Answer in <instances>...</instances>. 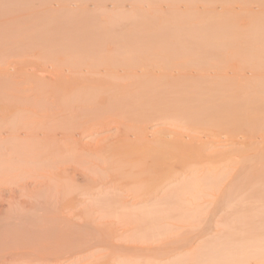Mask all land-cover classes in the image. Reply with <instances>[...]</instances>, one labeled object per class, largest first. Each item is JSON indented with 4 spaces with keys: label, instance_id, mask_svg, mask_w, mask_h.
Wrapping results in <instances>:
<instances>
[{
    "label": "rangeland",
    "instance_id": "1",
    "mask_svg": "<svg viewBox=\"0 0 264 264\" xmlns=\"http://www.w3.org/2000/svg\"><path fill=\"white\" fill-rule=\"evenodd\" d=\"M71 60L72 62H76L73 64H78L82 60L81 64L78 65L83 67L82 70H85V73H83V71H81L83 74L80 73V70H78V72H76L77 70H68L72 67L71 65V67L67 69ZM84 60H90V62L87 63V61L85 62ZM104 61L107 65L114 62V66H116L115 64L117 63L119 68L116 66L117 68H115L117 70L115 72L113 63H111L112 65L109 64V68V66L105 63L103 64ZM107 61H109V63H107ZM128 62L132 63L129 64ZM94 63L97 66L96 68ZM124 63L129 65L127 66ZM87 65L90 69H88ZM153 65L154 67H151ZM91 66L93 68H91ZM121 66L122 68H120ZM149 66L151 69L154 68V71L151 70ZM164 67L167 68L165 69ZM64 69H67V73L64 71L66 74L62 73V70ZM92 69L94 70V73L92 72ZM96 69L98 70L96 71ZM172 69L173 72L171 71ZM178 69L180 70V75H177L179 73ZM107 70L111 73L112 71L115 72L114 75L117 76H114L113 73L110 76V72L108 73ZM147 70L150 71V73L147 72ZM160 70H163V73H161ZM213 70L214 72H212ZM102 71L107 72L109 75L106 73L107 76H105L106 74L104 72L103 74H100ZM118 71L120 72V75L117 73ZM124 71L125 73H123ZM143 71L145 74H142ZM187 71L188 73L191 72V77L188 75ZM56 72L58 75L57 78L60 80L56 79ZM88 72H91V75ZM226 73L228 78L226 77ZM262 73L264 74V0H0V127H2L3 130H5L8 124L15 125V123H17L21 128L22 125L26 127L27 124H32L34 128L42 130V125H39L41 119H39L38 116H44L46 113L53 110L54 113H59L61 110L60 106L62 105V107H66L67 103L70 102L68 99L61 100L62 98L59 94L58 96H60V98L58 96L57 98L55 95V98H52V102L51 96L46 95L48 93L47 91H50V88L53 89L52 86L58 84L57 86L59 87L60 82L63 86L64 83L70 84L75 78L76 80L81 78V81L84 82V80H86L84 77H90L85 81V83H100V85L102 84L103 86L102 88H104L103 90L108 91L107 94L110 95L107 97L105 93V97L109 99L110 103L108 99H106L108 102L105 100L103 103L104 107L101 106V109H99L98 112H92V114H90V110L85 112L88 117L90 114L88 119H93V121H88V123L82 125L88 127L90 131L87 129L86 131L81 132L79 129H76L78 126L74 128V125H76L74 122L67 123L70 128L74 130L67 127V124L65 125L66 127L62 126L66 130L65 133L73 134L76 133V131L77 133L78 131L82 133L83 136L81 135V139L84 140V142L81 139L80 140L82 145L87 144L86 151H89L91 147H93L91 148L93 150L95 147H99V149L93 153H86V151H83L82 153H73L70 143L67 141L58 142L57 145L62 147L65 151L66 159L64 158V162L60 165L62 177L60 181L54 183L53 186L52 182H46V179L44 178L35 179L33 175H30L32 172L34 173V171L35 173H38L33 169H37L35 167H38V169L39 167L41 168L42 166L40 165H43L41 163L40 165L39 163L37 165H31L26 164L25 162L22 163V161L18 162V155H16V161L11 160L14 156L10 151L9 154H12L13 156L11 159H9V156H6L3 161L4 163L0 160L1 174L4 173L7 176V172H3L1 168H3V166H7L4 168L5 170L6 168L8 170V166H10V168L14 167L13 170H15V172L13 171V174H11L12 170L9 168V176L14 175V173L18 175L11 176L12 180L11 182H8L11 177L7 176V181L6 178L4 179L5 176H2L4 179L2 180L0 174V264H199V262H204L202 261L203 257H205L204 263L206 264V262H208L206 261V257L209 254H207V256H200V252H198L199 249L201 250L207 242H211L212 246H214L213 243H215L217 248L223 246V244L225 245L223 240L218 241L217 239H222V235L224 236L225 234H228L225 238H227L226 241H229L231 240L230 235H232L230 233H234L236 235L233 236V234L232 240L228 242H231L232 248L234 245L236 246H234V248H237L236 244H242V240L248 242L247 244L249 246L253 242L256 247L257 243L264 240L263 236H260L262 238L259 237V234L264 235L261 234V232H264V226H261L263 230L260 227L261 231L257 228L261 224H264L260 219L262 215L258 213L260 218L258 219L259 216H257L258 220L255 218L257 220L256 222H254L255 219H253L254 223L251 221L255 229L260 231L259 234H257L258 231L255 229L253 232L252 229L254 227H251L252 224L250 225L251 222L249 221L252 214H257L256 211H261L264 215V190H262V188H264V157L261 159L263 162L261 161L259 164L258 161L255 160L257 158L256 156L255 158L253 157V159L248 156L252 155L250 153L251 147L255 148V145L258 147L264 145V125L262 123L259 124L258 122L255 123L256 120H258V115L252 112L249 108V105L253 102H248L251 97L253 98V96L250 97L246 94V87L242 88L244 87L242 85L243 80L240 82V80L234 77L236 74L242 75L239 76L240 78L244 77L243 75L247 77L249 75L254 77L251 74L260 76L263 75ZM51 74L53 75V79H55L54 81L57 82L55 85V82L50 81L52 84L49 82V80H52ZM62 74L64 75V80L69 78L68 81H70V83L67 79L63 81V78H60ZM133 74H137V76H134ZM231 74H233L234 77H232ZM67 75L70 76L68 77ZM101 75L104 76H102L103 79L101 78ZM153 75L156 77L154 78ZM186 75L188 76L185 77ZM207 75H211L212 77L207 78ZM48 76L51 77L49 78ZM118 76L121 77L118 78ZM124 76L126 77L124 78ZM163 76H165V78ZM40 77H44L42 78L44 80H48L49 78L48 83L44 80L43 82ZM116 77L119 80H116ZM166 77L168 78L166 79ZM231 78L234 79L232 80ZM252 79L254 81V78ZM236 80L239 82L237 83ZM248 80L249 79H246L245 82H248ZM108 81L110 86L114 83L112 86H116L115 84H117L120 87L125 85L129 88L132 94L131 96L129 95V97L128 95L125 96L123 99L126 104L123 100H121L122 102L118 104L117 101L120 98H118L119 96L116 97L118 94H113L114 92H119L116 88H111L113 93L110 91L111 89L107 90L106 86L108 85L106 84ZM234 83H237V85L235 86ZM257 84L261 83L259 82ZM255 87L256 90L258 89V92L264 90L263 88L260 90L261 86L259 87L255 85ZM43 88L47 90H44L47 93H43L44 91L41 90ZM37 90V93H41L37 94ZM54 90L57 91L55 88ZM138 90H140L143 95L145 94L144 97ZM242 90H244L243 93H241ZM228 91H231L230 93L232 95ZM133 92L138 93V95L133 94ZM42 93L47 96V99L40 97L43 96ZM111 93L115 97L111 96ZM148 93L150 94L148 95ZM75 94L78 93L76 92ZM200 94L203 95L200 97ZM213 95L215 97H213ZM217 95L219 96L218 98H216ZM220 95L225 100L229 98L228 102H231L230 100L236 101H232L236 107L240 104H244L242 105L244 107L241 106L243 114L238 109V112L242 114V117H237L240 113L236 111V107H234L233 112H237L238 115H234V113L231 112L232 105L230 106L229 103H226L227 100L224 102V99H222ZM224 95L227 98H225ZM239 95L242 96L239 98L240 100L238 99ZM246 95L248 96V101ZM140 96H142V98H140ZM96 97L99 98L98 96ZM110 97H113V101ZM206 97H212L211 99L214 98L213 100H215V98L219 100L211 102V99H209V104L211 102V105H209L206 102ZM38 98H41V100ZM143 98L149 102H143L141 100ZM195 98L196 101L194 100ZM241 98L244 101H242V103ZM42 99L45 100L42 101ZM54 99L58 101L60 105H58V102L54 103ZM135 99L136 101L133 102L132 100ZM177 100L178 102H176ZM238 100L240 102L237 103ZM62 101L65 104H62ZM66 101L68 102L66 103ZM157 101H159V104ZM180 101L183 102L181 103ZM189 101L192 104H189ZM193 101H195L194 103H196V105L190 109L191 105L194 104ZM221 101H223L224 104H222ZM131 102H136L137 104L139 103L138 105H140V107L137 108V104H133ZM199 102L202 103V107L199 105ZM114 103H116L117 106L119 105L118 107L120 110L117 106V108H115ZM128 103L133 104L130 105V109ZM142 103H145V105H142ZM164 103L168 106L174 105V103L177 105L178 103V111L179 107H182V109H180L175 116H172L174 118V121L172 122L176 126H158L154 129L155 126L163 124V121L158 119L159 116L153 114L155 110L160 113L171 109L170 107H166L168 109L164 110L166 109L163 108L166 105ZM47 104L49 106H47ZM55 104H57L58 108ZM120 104H125L126 106L128 104L126 108L127 111L122 110L124 108L123 105ZM146 104L148 105L146 106ZM184 104H187L189 108L186 105L184 106ZM203 104L205 106H203ZM219 104L221 105L219 106ZM154 105L158 108H162V110L157 109ZM217 105L222 109L220 110V108H217ZM226 105L229 106L228 109H225V112L228 113V115L224 112V108L227 107ZM245 105H247V107ZM108 106H110L111 110L107 112L106 109H109ZM210 106L212 108L211 112ZM113 107L115 110L117 109V111L113 109L114 112H118L120 116L113 112ZM200 107L203 110H201ZM204 107L206 112L204 111ZM214 108L218 109L220 114L222 112L223 114L225 113V116L223 114L219 115V112H216V109L213 111ZM208 109L209 113L216 112L218 114L216 115L215 113L214 115L217 117L219 115V118L222 116V119H219L220 121H223L222 124L217 117L213 116L215 117L213 120H215V122L217 121L215 126L207 125L210 129L207 126L202 127L203 124L207 123L204 120H208V118L204 117L210 115L208 113ZM100 110H102L101 113ZM118 110L122 113H119ZM130 110L131 112H129ZM133 110L135 112H133ZM193 110L195 112L199 111L197 112L198 114L201 111H204L202 112L203 117H201V113L199 116L196 113V118H202L203 121L196 119L195 122V124L197 123L196 129L198 130L201 128V133L202 129L205 128L203 129L204 131L202 134L200 133V130L195 131L199 132V134L191 132L190 130H187L186 132V129L179 128V121L181 118L185 117L186 120H188L186 123H194L195 120L193 119H195L194 117L196 114ZM229 110L230 112H228ZM244 110H247L245 112L249 114L251 111L252 114H250V116L253 118H250V116H248L249 114H244ZM123 111L125 112V115L123 116L124 119L122 118L120 120V117L123 115ZM110 112H113L112 115H108V113L111 114ZM126 112L136 115V118L126 116ZM142 112H144V114ZM147 113H149V115ZM180 113L182 116L184 115V117H182ZM186 113L189 115L185 116ZM204 113L208 114L205 115ZM93 114L95 115L93 116ZM102 114H104V116ZM177 115H180L179 118ZM192 115L193 118L191 117ZM230 115L232 116V119L229 118L228 120ZM95 116L97 119H95ZM140 116L141 118H138ZM255 116H257V119L254 118ZM175 117L178 119H175ZM137 118L141 123L138 122ZM223 118H225V120H223ZM240 118L246 121H243L244 125L242 124V119L240 120ZM249 118L250 120H248ZM88 119L86 118L83 121L86 122ZM234 119H236V122ZM81 120L82 119H78L80 122ZM122 120L124 121V124L137 128L147 126L149 128L148 131L150 132L166 128L176 133V135L172 136L170 139L179 138V134L186 136L187 139L190 135V137L200 135L199 138L201 137L205 142H208L213 138L215 141H210L212 142V145L209 144L207 146L205 151L206 153L204 152V154L213 155L216 149H221L229 153L227 154L229 156H233L234 153V155L248 158H245L244 161L240 163L242 166L239 164L226 166L225 162L219 165L218 169L214 167L215 171L209 174L210 176L205 175L204 173L212 169L205 168V165H200L197 169L195 168V175L198 177L195 178V180H200H197L198 182H196L199 183V185L204 186V189L206 188L205 192L208 197H192V194L189 191L181 193L176 191L172 196L166 199L165 196H159V199L156 198L149 202H143L139 196L142 190L144 191L143 193L146 194L147 187L151 186L153 182L158 179L160 175H162L159 168V162L150 161L147 163H140V157L138 156L143 155L137 151H130L131 148H136L137 146V144L133 142H126L123 144L115 143L113 145L107 143L100 146V139L107 136L113 138L116 137L118 123ZM117 121L118 123H116ZM134 121L137 123L135 124ZM225 122H227V124ZM239 122L241 124H239ZM108 123H110V127L108 126ZM228 123L236 124H233L234 128H232V125ZM246 123H250V125H247ZM53 124L55 125L53 126ZM71 124L74 125L72 126ZM97 124L101 125L98 127ZM217 124H219V130L218 127L215 129ZM240 125H242V128L244 127L245 129H240ZM105 126L108 130L104 128ZM223 126L225 127V130L221 128ZM62 127L57 122L55 123L53 121L47 126L48 129H52L50 131L51 133H54V131L59 132L60 129V131L64 132ZM228 127L231 130H229ZM227 128L228 130H226ZM237 128L239 129L237 130ZM104 130H106L107 133L105 132L104 134ZM215 130L220 132V136L223 133L222 139H226V141L221 140V137H218L219 133ZM241 130L243 132L244 130H247V132H244L245 134H251V132H253L251 134L253 139L251 136H246L245 138H250L251 140L248 139L250 142H245L248 140H245L242 136L244 134ZM231 131L233 132L231 133ZM86 132L87 135H85ZM204 132L207 135H205ZM237 132L238 135L236 134ZM261 132L262 136H260ZM214 133H217V138L213 135ZM99 134H101V136L98 138ZM209 134L212 136L210 137ZM240 134L242 135L240 136ZM88 135L89 137H87ZM230 135L236 136L238 138L237 140H241L240 137H242L243 143L240 141L241 144L238 145L241 150H239L240 148L238 149V146L232 147L237 151H233L230 146H228L229 148L224 147L223 149L220 147L221 145L223 146L224 143V145L228 144ZM204 136L205 138H203ZM91 137L92 139H90ZM186 138L185 140L188 141ZM96 139H98L99 142ZM255 139H257V141H255ZM88 142L91 143L89 144ZM244 143H246V146ZM250 143H252V145ZM256 143H258V145ZM247 144L250 145V148ZM149 145L153 147L159 146L155 140L153 142L150 140ZM241 146L245 148L242 149ZM88 147L89 149H87ZM168 147L161 146V148ZM228 149H232L231 152ZM239 152L243 154L241 155ZM4 154V149H2L0 153L1 156L3 155L2 158L6 155ZM179 154L188 155V153ZM174 156L178 155L175 154ZM166 157H169V155H166ZM218 157H216L215 160L223 158V156ZM210 159L207 157V161ZM246 159L250 161V166L253 164L255 168H253V165L251 168ZM6 160L8 162L10 160L11 161L6 163ZM176 160H179V156L176 157ZM132 162H138L139 167L133 165ZM243 163L245 164L244 166ZM43 169L44 165L42 167V170ZM41 171L39 173H42L44 176L45 172L43 173V171ZM255 171H257L256 174ZM26 172H29V174L27 173L29 176L25 175ZM56 172L58 171L56 170ZM253 173L258 176L257 179L254 178L256 176ZM257 173H259L260 176ZM261 173L263 175L262 181ZM22 174H24L23 178H26L25 176L28 178L23 179ZM212 174L215 178L211 177ZM216 175H220V177H218V181L216 180L217 183H213L215 182L214 179L217 177ZM13 177H16V179H14L15 182L12 183ZM209 182H211V185ZM256 189L260 190V192ZM175 193L186 194L188 197L185 200H181L177 195H175ZM259 193H262V195L260 196ZM251 195L255 196L252 197ZM160 199H162V201H160ZM180 202L183 203L182 208L179 206L181 204L178 205ZM246 202L247 204H245ZM221 203L226 204V207L224 204L225 209L223 210V205L219 206ZM249 203L251 206L248 205ZM175 204H177L176 207H174ZM236 204L238 206L240 204L245 207L248 205L247 208H243L246 212H248V214L245 213V215L247 214V217H244L246 220L235 216L244 212V210L242 211L241 206H237L238 208H236ZM227 205H231V208ZM232 205H234L235 208ZM251 207L252 209L254 207L253 210L256 213L252 211L251 214L252 209H249ZM168 209H171L172 214L169 215L170 211ZM189 209L191 211H189ZM219 209L222 212H220ZM231 209L232 211L229 212L228 216L227 211ZM235 209L240 210L241 212L238 213L239 211H237L236 214L232 215ZM246 209L250 210V213ZM167 210L169 212L166 213ZM162 211H165V214L168 215V222L166 220V215H163ZM185 211L187 212L185 213ZM215 211L218 212L215 213ZM160 212L162 213L160 214ZM183 213H185V215L188 213V215L185 216ZM242 215L243 214L237 216ZM235 217L236 219L245 220L244 225L245 227L248 226L246 229L243 225H241L243 226L241 229L239 228V224L242 221L236 224L240 230L244 228L245 233L244 229L243 231L239 230L238 232V228L234 226L236 219L235 221L233 220ZM253 217L255 216H252V218ZM163 219H165L166 222ZM262 219L264 220V218ZM228 221H233V223H231L237 231H235L233 226L232 230L230 229L231 226L228 228ZM259 223L261 224L259 225ZM226 224L228 225L225 226ZM254 224H257L258 226ZM163 226H169V228H164L165 230L162 229L163 231H161L160 229ZM209 226H212V232L209 230L210 228H207ZM249 226L250 229H248ZM226 228L228 229V233ZM224 229L226 232L223 234ZM200 231H204L205 233L208 232L211 235L203 232L205 234L204 235L200 233ZM250 231L251 233H254V235L252 234V237L255 236V240L250 241V239H246L251 238V234L248 233ZM245 234L250 237H246ZM210 236L215 237L216 240H209L211 238ZM236 237H240L241 241H239L240 239L238 238L239 242L235 240ZM222 241L223 243L221 244ZM261 243H263V246L259 243L258 246L260 247H257L260 249L257 250V248H254V250H250L252 246H248L250 249L245 247L243 244L246 243L243 241L242 246L245 247V250L248 252L237 254V259L241 261L240 263L243 262V264H245V260L247 261V259L250 258L246 264H264V254H261L262 252L264 253V249H261V247H264V241ZM240 244L238 245L239 247L241 246ZM208 246L207 247L210 248V243ZM207 247L204 248L208 249ZM223 247V250L226 249L228 254H231L229 255L232 259H228L230 256H228L226 250H224L225 252L223 253V257L227 254V260H223L225 258H222V256L219 257L217 254L216 255L219 258H222L220 260L218 259L219 261L223 260V262L225 261V264H228L230 261L234 260L233 255L236 256V253L232 255L231 252H234V249L231 250L232 248H230L231 252H229V248L227 249L225 246ZM226 247H229V245ZM217 248L216 250H218ZM213 249L214 248H212V250ZM203 250H201L203 253L201 255L206 253V250H204V252ZM208 250L212 251L211 249ZM223 250H221V252ZM210 251L207 252L210 253ZM258 251L262 252L259 253ZM212 252L213 253L210 254L213 256L217 251ZM257 252L263 257L260 255L257 258L256 256L259 255H256ZM248 253L250 255L252 253V256L247 255ZM223 254L221 253L220 255ZM243 254H246L249 257L247 258L245 255V258H242L244 257ZM211 255L208 259H212ZM216 255L214 256V259ZM255 257L257 259H255ZM214 259H212V261L209 260V262L211 264L217 263L215 261L216 259ZM237 259H235V263H231L239 264V262L237 263ZM223 262L219 264H222Z\"/></svg>",
    "mask_w": 264,
    "mask_h": 264
},
{
    "label": "bare ground",
    "instance_id": "2",
    "mask_svg": "<svg viewBox=\"0 0 264 264\" xmlns=\"http://www.w3.org/2000/svg\"><path fill=\"white\" fill-rule=\"evenodd\" d=\"M257 7V6H256ZM241 8V7H240ZM254 8V7H253ZM260 10V9H259ZM255 11V10H254ZM253 11V12H254ZM78 60V59H77ZM82 61V60H81ZM81 61H80V63H78V64H81ZM85 62L87 61V60H84ZM92 61V60H91ZM96 61V60H95ZM94 61V62H95ZM88 62H90V60H88L87 61V63ZM97 62V61H96ZM95 62V63H96ZM70 63V62H69ZM73 63H76V62H72V60H71V63L69 64V66H67V69L68 68H70L71 67V65H72V67L70 68V69H68V70H72V71H74V70H77L76 72H78V70H80L79 72L80 73H82L81 71H83L82 70V66H80V65H78V64H73ZM91 63H93V62H91ZM91 63H89V64H91ZM95 63H94V65H95ZM98 63V62H97ZM96 63V64H97ZM101 63V62H100ZM106 64V62L104 61L103 62V64ZM107 63H109V61H107ZM111 63H113V67H114V71L116 72V68L118 67V64L116 63L115 65L117 66H114V62H111ZM111 63H109L110 65H112ZM129 64L130 63H132V62H128ZM99 64V63H98ZM109 64L107 65V66H109ZM125 65H127V63H124ZM128 64V65H129ZM86 65V64H85ZM93 65V64H92ZM102 65V64H101ZM125 65H124V67H125ZM127 65V66H128ZM133 65V64H132ZM144 65V64H143ZM148 65V64H147ZM156 65V64H155ZM65 66V65H64ZM120 66V65H119ZM123 66V65H122ZM122 66L120 67V68H122ZM87 67H88V65H87ZM97 66L95 65V68H96ZM100 67V66H99ZM103 67H105V66H103ZM116 67V68H115ZM123 67V68H124ZM130 67H131V65H130ZM137 67V66H136ZM145 67H146V65H145ZM150 67V66H149ZM151 67H154V65L153 66H151ZM151 67H150V69H151ZM159 67V66H158ZM63 68H65V67H63ZM86 68V67H85ZM91 68H93L92 66H91ZM95 68H94V70H95ZM102 68V67H101ZM109 68H110V66H109ZM119 68V67H118ZM126 68V67H125ZM141 68H142V65H141ZM155 68H157V67H155ZM165 69L167 68V67H164ZM164 68H163V70H164ZM169 68V67H168ZM67 69L65 70H62L63 72L62 73H64V71L66 72L67 71ZM88 69H90V67H88ZM111 69H113V68H111ZM143 69H144V67H143ZM146 69V68H145ZM147 69H149V68H147ZM154 68H152L151 70H153ZM58 70V69H57ZM86 70H87V68H86ZM93 69H92V72L94 71ZM98 69H96V71H97ZM102 70V69H101ZM101 70H100V72H101ZM104 70H105V68H104ZM140 70H142V69H140ZM157 70H159V69H157ZM162 70V71H163ZM179 70V69H178ZM181 70H183V69H181ZM61 71V70H60ZM72 71H71V74H72ZM121 71H122V69H121ZM127 71V70H126ZM136 71V70H135ZM154 71V70H153ZM161 70H160V72L161 73H163ZM172 72H173V69L171 70ZM190 71H191V69H190ZM194 71V70H193ZM196 71H198V70H196ZM201 71V70H200ZM207 71V70H206ZM210 71V70H209ZM103 72L104 71H102V73H100V74H103ZM107 72H108V70H107ZM107 72H104L105 74L107 73ZM110 72V71H109ZM108 72V73H109ZM115 72H113L112 71V73H113V75L115 74ZM137 72H139V71H137ZM147 72H149L150 73V71H148L147 70ZM152 72V71H151ZM157 72V71H156ZM169 72H170V70H169ZM179 72V73H178ZM177 73V75H180V70L178 71ZM204 72V71H203ZM202 72V73H203ZM212 72H214V70L212 71ZM234 72V71H233ZM235 72H236V70H235ZM48 73V72H47ZM55 73V72H54ZM53 73V74H54ZM67 73V72H66ZM66 73H64V74H66ZM75 73V72H74ZM73 73V74H74ZM83 73H85V70L83 71ZM82 73V74H83ZM87 73V72H86ZM88 73H90V75H91V72H88ZM94 73V72H93ZM99 73V72H98ZM98 73H96L97 75H99ZM107 73V74H108ZM112 73L110 72V76L112 75ZM118 74L120 73L119 71L117 72ZM116 73V74H117ZM123 73H125V71L123 72ZM155 73V72H154ZM158 73V72H157ZM164 73H165V71H164ZM181 73H182V71H181ZM187 73H188V71H187ZM191 73V72H190ZM190 73H188V75L190 76ZM205 73V72H204ZM69 74H70V71H69ZM107 74L105 75V76H107ZM140 74V73H139ZM142 74H145L144 73V71L142 72ZM147 74V73H146ZM171 74V73H170ZM234 74V73H233ZM233 74H231L232 75V77H234L233 76ZM238 74V73H237ZM236 74V76L234 77V78H237L238 80H240V82L243 80V86L244 87H242V88H245V89H247V91H246V94L248 95V96H253V98L251 99L250 98V101H248V96H247V101L249 102V103H251V101L253 102V103H251V105H249L248 103V105H249V108H250V110H252V112H254V113H256L257 115H258V120H256V122H255V120H254V122L255 123H262L263 125H264V90H262V91H260V92H258V89L256 90V87H255V85L256 86H261L260 87V90H261V88H263L264 89V74L263 75H260V76H255V75H253V74H251L252 76H254V77H251L250 75V77L248 76H245V75H243L244 77H242V78H240L239 76H242V75H237ZM50 75V74H49ZM52 75V74H51ZM78 75H80V74H78ZM93 75V74H92ZM109 75V74H108ZM120 75V74H119ZM121 75H122V73H121ZM124 75V74H123ZM126 75H127V73H126ZM134 76H137V74H133ZM152 75V74H151ZM151 75H150V77H151ZM155 75V74H154ZM153 75V76H154ZM160 75V74H159ZM165 75V74H164ZM175 75V74H174ZM182 75V74H181ZM188 75H186L185 77H187ZM199 75V74H198ZM206 75V74H205ZM226 75H227V73H226ZM46 76V75H45ZM55 76V75H54ZM57 72H56V79L57 80H60L59 78H57ZM68 76V75H67ZM67 76H65V77H67ZM70 76V75H69ZM68 76V77H69ZM102 76L103 75H101V78H102ZM109 76V77H110ZM114 76H117V75H114ZM141 76V75H140ZM144 76V75H143ZM161 76V75H160ZM166 76V75H165ZM165 76H163L164 78H165ZM171 76V75H170ZM169 76V77H170ZM192 76V75H191ZM190 76V77H191ZM208 77L207 78H209V77H212L211 75L209 76V75H207ZM49 77V76H48ZM51 77V76H50ZM49 77V78H50ZM63 78V81H65L66 79H67V81H68V79L69 78H66L65 80H64V75L62 74V76H60V78ZM72 77V76H71ZM104 77V76H103ZM121 76H118V78H120ZM126 76H124V78H125ZM142 77V76H141ZM146 77H148V76H146ZM156 76H154V78H155ZM190 77H188V78H190ZM200 77H201V75H200ZM227 78H228V75L226 76ZM41 79L42 78H44V77H40ZM49 78H48V80H49ZM74 78V77H73ZM86 80L87 79H89V78H87V77H84ZM112 78H115V77H112ZM117 77H116V80L118 79ZM137 78V77H136ZM145 78V77H144ZM157 78H158V76H157ZM156 78V79H157ZM168 77H166V79H167ZM172 78V77H171ZM173 78H174V76H173ZM202 78V77H201ZM234 78H231L232 80L234 79ZM252 78H254V81H253V79ZM40 79V80H41ZM46 79V78H45ZM71 79V78H70ZM103 79V78H102ZM122 79V78H121ZM162 79V78H161ZM245 79V80H244ZM246 79H249L248 80V82H245L246 81ZM251 79V80H250ZM44 79H42V81H43ZM48 80H44V81H47V83H48ZM55 79H53V75H52V80H49V82L50 81H52V82H55L54 83V85L57 83L56 81H54ZM71 80H73V79H71ZM76 78L74 79V81H72L71 83H70V81H68L70 84H65L64 83V85L62 86V84H61V82H60V85H59V87L57 86L58 84H56L55 86H52V85H50V86H52L53 87V89L52 88H50V91H47V90H45L44 88L43 89H41V90H45V91H47V92H43L44 94L45 93H47L46 95L48 96H51V99L52 98H55V95H56V97L58 96V94L61 96V100H63V99H68V101H70V102H68V101H66V103H67V105H66V107H62V105L60 106L61 107V110H60V112L59 113H54V110L53 111H48L49 113H46L44 116H38V118L39 119H41L40 120V123H39V125H42V130H40V129H36V128H34L33 127V125L32 124H30V125H26V127L24 126V125H22V128H23V130H22V128L20 127V126H18V124L17 123H15V125L14 124H8V126H6V128H5V130H3V128L2 127H0V153H1V151H2V149H4V153L6 154H4L5 156L2 158V156H1V158L3 159H1L0 158V160L3 162L4 160H5V158H6V156H9L8 158L9 159H11L13 156V159H11V160H15V158H16V155H18L17 156V161L18 162H21L22 161V163L23 162H25L26 164H31V165H37L38 163H39V165H40V163L41 164H43L44 165V169L42 170V167H43V165H40V166H42L41 168L39 167V169H38V167H35V168H37V169H33V170H36L38 173L42 170L43 171V173L45 172V174H44V176H43V174L42 173H35V171H34V173L32 172L30 175L32 176H34L35 177V179L36 178H44V179H46V182H52V186L54 185V183H57L58 181H60V179H61V173H62V170H61V168H60V165L64 162V158L66 159V157H65V151H64V149L62 148V147H60V146H58L57 145V143L58 142H60V141H67L68 143H70V145L72 146V149H73V153H82L83 151H86V147H87V144L85 145V144H83V145H85V146H83L82 145V142H81V135H82V133L81 132H84V131H86L87 129H89L88 127H85L84 125H82V124H86V123H88V121H93V119L91 120V119H88L89 117H90V114H92V112H98L99 111V109H101L100 107L101 106H103L104 107V102H105V100L106 99H108L107 97H109L110 95H108L107 94V92L108 91H106V90H103L104 88H102L103 86H102V84L100 85V83H98V84H96V83H93L92 82V84H90L89 82H87V83H85V81L86 80H84V82H82L81 81V78L79 79V80H76ZM105 80V79H104ZM119 80V79H118ZM122 80H124V79H122ZM121 80V81H122ZM228 81H230L229 79H227ZM257 80V81H256ZM43 81V82H44ZM90 81V80H89ZM237 81V80H236ZM91 82V81H90ZM101 82H103V81H101ZM235 82V81H234ZM239 81H237V83H238ZM261 83V84H257V83ZM51 83V82H50ZM59 83V82H58ZM89 83V84H88ZM105 83H107V82H105ZM104 83V84H105ZM231 83V82H230ZM233 83V82H232ZM237 83H234L235 84V86L237 85ZM52 84V83H51ZM114 84V83H113ZM112 84V85H113ZM234 84H233V86H234ZM241 84V83H240ZM106 85H108V86H106V88H107V90L108 89H117L119 92H112L113 90L111 89L110 91L115 95V94H118V95H116V97L117 96H119L118 98H120L117 102H118V104L120 103V102H122L121 100H123L124 98H125V96H127L128 95V97H129V95L131 96V94H132V92L129 90V88H127L125 85L124 86H122V87H120L119 85H117V84H115L116 86H110V83H109V81H108V83L106 84ZM242 85H239V86H242ZM105 86V85H104ZM110 87V88H109ZM114 87V88H113ZM238 87V86H237ZM49 88H48V90H49ZM54 88L55 89H57V91L56 90H54ZM105 88V89H106ZM46 89H47V87H46ZM135 89V88H134ZM239 89V88H238ZM136 90V89H135ZM241 90V89H240ZM251 90V91H250ZM56 93H55V92ZM110 91H109V93H110ZM115 91V90H114ZM139 92H140V90H138ZM138 91H134V92H138ZM38 92V90L36 91V93ZM78 93V94H75V93ZM133 92V94H137L138 95V93H134ZM229 92V91H228ZM231 92V91H230ZM229 92V93H230ZM234 92H236V91H234ZM234 92H233V95H234ZM244 92V90H242L241 91V93H243ZM41 93V92H40ZM40 93H37V94H40ZM43 93H42V95H43ZM55 93V94H54ZM105 93H106V95H107V97H105ZM111 93V94H112ZM141 93V92H140ZM229 93H227L228 95H230ZM239 93V92H238ZM36 94V96L38 97V95ZM75 94V95H74ZM111 95V96H113V97H115L114 95ZM147 94V93H146ZM150 93H148V95H149ZM204 94V93H203ZM203 94H200V97L203 95ZM224 94V93H223ZM240 94V93H239ZM46 95H43V96H40V97H44L45 99H47L46 97ZM141 95L144 97V95L141 93ZM147 95V96H148ZM152 95V94H151ZM205 95V94H204ZM210 95V94H209ZM209 95H206V96H209ZM232 95V94H231ZM242 95V94H241ZM60 96H58L59 98H60ZM63 96V97H62ZM96 96H98L99 98H97ZM142 96H140V98H142ZM211 96V95H210ZM221 96V95H220ZM225 96V95H224ZM245 96V95H244ZM36 97V98H37ZM57 97V98H58ZM96 97V98H95ZM112 97V98H113ZM128 97H127V99H128ZM132 97H133V95H132ZM131 97V98H132ZM135 97H136V95H135ZM213 97H215L214 95H213ZM219 96L217 95V97L216 98H218ZM234 97V96H233ZM238 97V96H237ZM240 97H242V96H240L239 95V97H238V99L240 98ZM56 98V99H57ZM72 98V99H71ZM91 98H94V99H91ZM112 98L110 97V99L112 100ZM137 98V97H136ZM140 98H139V100H140ZM150 98V97H149ZM199 98V97H198ZM203 98V97H202ZM212 97H210V98H208V97H206V102H207V104H209V102L208 101H210L209 99H211ZM215 98V100H213V99H211V102L213 101H218L217 99ZM221 98H222V96H221ZM225 98H227L226 96H225ZM231 98V97H230ZM256 98H258L259 99V102H258V99H256ZM39 99V98H38ZM45 99H42V101H44ZM134 99V98H133ZM145 98H143V99H141L143 102L144 101H146L145 103H147V102H149L148 100H144ZM147 99H148V97H147ZM222 99H224V98H222ZM229 99V98H228ZM228 99H226L227 100V102H226V100L224 99V102H226V103H229L230 104V106L232 105V110H231V112L232 113H234L233 111H234V107H236L235 105H234V102H236V101H234V100H230L231 102H228L229 100ZM242 99V98H241ZM39 100H41V98L39 99ZM58 100V99H57ZM195 101H196V98L194 99ZM221 100V99H220ZM236 100H237V98H236ZM240 100V99H239ZM237 101V103L238 102H240V101ZM246 100V99H245ZM257 100V101H256ZM54 103H56V102H58V101H56L55 99H54ZM107 101V100H106ZM108 101H109V99H108ZM107 101V102H108ZM113 101V100H112ZM127 101H129V100H127ZM131 101V100H130ZM133 102L134 101H136V99L135 100H132ZM137 101H138V99H137ZM169 101V100H168ZM195 101H193V103L195 102ZM232 101H234V102H232ZM242 101H243V99L241 100V103H242ZM47 102V101H46ZM45 102V103H46ZM49 102H50V100H49ZM52 102H53V99H52ZM61 102V101H60ZM114 102H115V100H114ZM123 102L125 103V101L123 100ZM133 102H131V103H133ZM150 102H152V101H150ZM156 102V101H155ZM159 101H157V103H158ZM161 102H165V101H161ZM170 102V101H169ZM176 102H178V100L176 101ZM181 102V101H180ZM183 102V101H182ZM181 102V103H182ZM198 102V101H197ZM211 102H210V104L209 105H211ZM244 102V101H243ZM48 103V102H47ZM59 103V102H58ZM57 103V104H58ZM70 103V104H69ZM109 103H110V101H109ZM130 103V102H129ZM128 103V104H129ZM136 103V102H135ZM135 103H133V104H135ZM145 103H142V105H145ZM167 103V102H166ZM166 103H164V104H166ZM200 103V102H199ZM198 103V104H199ZM204 103H205V101H204ZM221 103L222 104H224L223 103V101H221ZM232 103V104H231ZM246 103V102H245ZM57 104H55L56 106H57ZM62 104H65L63 101H62ZM69 104V105H68ZM112 104V103H111ZM115 104V108H117L118 106H117V104L116 103H114ZM126 104V103H125ZM124 104V105H125ZM128 104H127V106H128ZM133 104H129V109H130V105H133ZM137 104V103H136ZM139 104V103H138ZM137 104V108L138 107H140V105H138ZM156 104V103H155ZM159 104V103H158ZM157 104V105H158ZM163 104V103H162ZM172 104V103H171ZM171 104H169V105H171ZM180 104V103H179ZM188 104V103H187ZM187 104H184V106L186 105L187 106ZM189 104H192L190 101H189ZM202 103H200L199 105H201ZM213 104V103H212ZM236 104V103H235ZM252 104H253V106H252ZM45 105V104H44ZM55 105H54V107H55ZM58 105H60V103L58 104ZM106 105H107V103H106ZM109 105V104H108ZM113 105V104H112ZM120 105H123V104H120ZM123 105V108L124 109H122V110H125V111H127L126 110V108H127V106L125 105L124 106ZM148 104H146V106H147ZM150 105H152V104H150ZM150 105H149V107H150ZM177 105H178V103H177ZM177 105H175V103H174V105H171V106H168L167 104L165 105V107H163V108H166V107H170L171 109L169 110L168 108H166V109H164V110H167L166 112L165 111H163V112H157L155 109H153V110H155V112L153 113L154 115H158L159 116V118L158 119H160V120H162L163 121V124H160V125H157V126H155V128L154 129H156V127H158V126H176L172 121H174L173 119V117L172 116H175V114H177L179 111H180V109H182V107L180 108L179 107V111H178V106ZM196 105V103H194L193 105H191V107H190V109L191 108H193L194 106ZM208 105V106H209ZM221 104H219V106H220ZM234 105V106H233ZM238 105V104H237ZM242 105H244V104H240L238 107H236L235 109H236V111L238 112V109H239V111H241V106ZM47 106H49L48 104H47ZM51 106H53V105H51ZM117 106V107H116ZM135 106V105H134ZM155 106V105H154ZM164 106V105H163ZM180 106V105H179ZM203 106H205L204 104H203ZM214 106V105H213ZM227 106V105H226ZM246 107H247V105H245ZM60 107H59V109H60ZM109 107V109H106L107 110V112L109 111V110H111L110 109V106H108ZM122 107V106H121ZM153 107V106H152ZM157 109H161L162 110V108H158L159 107V105H158V107L157 106H155ZM188 107V106H187ZM201 107H202V105H201ZM201 107H200V109H201ZM215 107V106H214ZM217 108H220V107H218V105L216 106ZM228 107L229 106H227L226 108H224V112H225V109H228ZM242 107H244V106H242ZM52 108V107H51ZM57 108H58V106H57ZM119 108V107H118ZM135 108H136V106H135ZM134 108V110L136 111V109ZM173 108V109H172ZM189 108V107H188ZM196 108V107H195ZM48 109V108H47ZM58 109V110H59ZM104 109V108H103ZM114 109V107L112 108V110ZM132 109H133V107H132ZM131 109V110H132ZM143 109V108H142ZM145 109H147V108H145ZM211 106H210V112H211ZM216 108H214L213 109V111L215 110ZM222 108H220V110H221ZM244 109V108H243ZM88 110H90L91 112H90V114H89V117H88V115H86L85 114V112H87ZM115 110V109H114ZM114 110H113V112H114ZM119 110H120V108H119ZM118 110V111H119ZM131 110L129 111V112H131ZM133 110V112H135ZM139 110H141V109H139ZM152 110V111H153ZM185 110V109H184ZM184 110H183V113H184ZM197 110V109H196ZM201 110H203V109H201ZM206 109H205V107H204V111H205ZM115 111H117V109L115 110ZM186 111V110H185ZM192 111V110H191ZM190 111V112H191ZM194 111V110H193ZM204 111H201L200 113H201V115L203 114L202 112H204ZM235 111V112H236ZM243 111V110H242ZM242 111H241V113H242ZM245 111H247V110H244V114H249V113H246ZM5 112V111H4ZM57 112V111H56ZM102 112V110H100V113ZM104 112V111H103ZM106 112V111H105ZM106 112V113H107ZM113 112H110L111 114H109L108 113V115H112V113ZM189 112V111H188ZM195 112V111H194ZM197 112H199V111H197ZM197 112H195V114L197 113ZM206 112V111H205ZM216 112H219V115H221V114H223V112L220 114V111L218 110V109H216ZM215 112V113H216ZM228 112H230V110L228 111ZM234 113V115H238V113H240V112H238V113ZM115 113V112H114ZM119 113H122V112H120L119 111ZM127 113V112H126ZM143 114H144V112H142ZM199 113V114H200ZM208 113H209V109H208ZM207 113V114H208ZM215 113H209L210 115H208V116H205V115H207V114H205L204 116V118H208V120H204L205 122H207L206 124H203L202 125V127L203 126H207V125H209V126H215V124H216V122H215V120H213L215 117H217L216 115L218 114V113H216V115H214ZM226 113V112H225ZM224 113V114H225ZM239 114L237 117H242L241 115L243 114ZM96 114V113H95ZM95 114H93V116L95 115ZM98 114V113H97ZM116 115H118V116H120L119 114H118V112L117 113H115ZM140 114V113H139ZM146 114V113H145ZM148 115H149V113H147ZM150 114H152V113H150ZM181 114V113H180ZM194 114V115H195ZM198 114V113H197ZM197 114L195 115V119H193V120H195L194 121V123H186V121H188V120H186V118L184 117V115L182 116V114H181V116L182 117H184V118H181V120L179 121V128L180 129H186V132H187V130L189 131H191V132H195V131H199L200 130V133H201V128L200 129H196V124H195V122H196V119H199V118H196V116H197ZM199 114H198V116H199ZM223 114V115H224ZM227 115H228V113H226ZM230 114V113H229ZM250 114H252L251 113V111H250ZM250 114L248 115V116H250ZM99 115H101V114H99ZM103 116H104V114H102ZM106 115V114H105ZM125 115V112L123 111V115L120 117V120L123 118L124 119V116ZM141 115V114H140ZM187 115H189L188 113H186V115L185 116H187ZM218 115V120L219 119H222V116H221V118H219L220 116ZM226 115V116H227ZM231 115H233V114H231ZM230 115V117H228V120H229V118H231L232 116ZM255 115V114H254ZM97 116V115H96ZM95 116V117H96ZM126 116H128V117H130V118H134L136 115H133L132 113H127L126 114ZM126 116H125V118H126ZM179 116L180 115H177V117L179 118ZM210 116H212V117H210ZM213 116H215V117H213ZM225 116V115H224ZM81 117V118H80ZM106 117V116H105ZM117 117V116H116ZM115 117V118H116ZM127 117V118H128ZM146 117V116H145ZM177 117H175V119H178ZM189 117V116H188ZM187 117V118H188ZM192 118H193V115L191 116ZM201 117H203V115L201 116ZM200 117V118H201ZM247 117V116H246ZM257 116H255L254 118L255 119H257L256 118ZM88 119V120H86V122L85 121H83V120H85V119ZM104 118V117H103ZM108 118H110V117H108ZM136 118V117H135ZM138 118H141V116L140 117H138ZM137 118V119H138ZM191 118V119H192ZM216 118V119H217ZM227 118V117H226ZM235 118V117H234ZM244 118V117H243ZM250 118H253V117H251L250 116ZM250 118L248 119V120H250ZM78 119H82L81 120V122L80 121H78ZM95 119H97V117L95 118ZM118 119V118H117ZM146 119H147V117H146ZM190 119V118H189ZM232 119V118H231ZM231 119H230V122H231ZM237 119V118H236ZM236 119H234V121L236 120ZM242 118H240V120H241ZM71 120H73V121H71ZM100 120V119H99ZM113 120V119H112ZM115 120V119H114ZM193 120H192V122H193ZM199 120H202L203 121V119L201 118V119H199ZM223 120H225V118H223ZM239 120V119H238ZM239 120V121H240ZM245 120H246V118H245ZM252 120V119H251ZM57 122L61 127L62 126H65L68 122H74V123H76V125H74V128L76 127V126H78V128H76V129H79L80 131H78V133H79V135H78V133H77V131H76V133H65V128H63L62 130H64V132L63 131H60L59 130V132H57V131H54V133L52 132H50L51 130L50 129H48L47 128V126H48V124H50V122ZM94 121H96V120H94ZM131 121V120H130ZM135 121H136V119H135ZM135 121H134V123H135ZM141 121H142V119H141ZM178 121V120H177ZM191 121V120H190ZM201 121V122H202ZM220 121V120H219ZM218 121V122H219ZM227 121V120H226ZM242 121V124H243V119L241 120ZM85 122V123H84ZM108 122V121H107ZM133 122V121H132ZM138 122L139 123H141L140 121H139V119H138ZM221 122V124H222V122L223 121H220ZM220 122H219V124H220ZM236 122V121H235ZM244 122H246V121H244ZM116 123H118V121L116 122ZM137 123V122H136ZM135 123V124H136ZM226 124H227V122H225ZM224 123V124H225ZM255 123H252V124H255ZM17 124V125H16ZM106 124V123H105ZM109 125V127H110V123H108ZM189 124H191V125H189ZM219 124H217V126H216V128L215 129H217V127H218V125ZM223 124V125H224ZM225 124V125H226ZM228 124H231V123H228ZM234 124V123H233ZM233 124H231L232 125V128H234L233 127ZM236 124V123H235ZM234 124V125H235ZM239 124H241L240 122H239ZM247 124V123H246ZM2 125H3V123H2ZM5 125V124H4ZM20 125V124H19ZM55 124H53V126H54ZM72 125V124H71ZM72 125V126H73ZM96 125V124H95ZM101 124H97V126L99 127ZM224 125V126H225ZM244 125V124H243ZM247 125H250V123H248ZM24 126V127H23ZM52 126V127H53ZM67 127H69L70 128V126L67 124L66 125ZM65 126V127H66ZM87 126V125H86ZM96 126V127H97ZM223 126V127H224ZM227 126H230V125H227ZM226 126V127H227ZM241 126V127H240ZM239 126V128L241 129L242 128V125H240ZM108 127V128H109ZM208 127V126H207ZM223 127H221L222 129H224L225 130V127L223 128ZM261 127V126H260ZM68 128V129H69ZM105 129H107L106 128V126L104 127ZM164 128V127H163ZM172 128V127H171ZM178 128V127H177ZM209 129H210V127H208ZM208 128H206V129H208ZM221 128H220V130H221ZM229 128V127H228ZM228 128L226 129V130H228ZM236 128V127H235ZM239 128H237V130L239 129ZM244 128V127H243ZM242 128V129H243ZM248 128V127H247ZM264 128V127H263ZM68 129H67V131H68ZM71 129V128H70ZM94 129V128H93ZM92 129V130H93ZM97 129V128H96ZM99 129V128H98ZM102 129H103V127H102ZM148 127L147 126H145V127H143V128H137V127H133V126H130V125H126V124H124V121L122 120V121H120L119 123H118V128H117V131H116V137L115 138H113V137H104V138H102V139H100V146H102V145H105V144H107V143H110L111 145H113V144H115V143H118V144H123V143H126V142H133V143H136L137 144V146H136V148H131L130 149V151H137V152H140L141 153V155H143V156H138V157H140V159H139V162L140 163H147V162H150V161H156V162H159V168H160V170H161V172H162V175H160L159 176V178L158 179H156L154 182H153V184L151 185V186H149V187H147V193L146 194H144L143 192V190H142V192L140 193V199L143 201V202H149V201H151V200H154V199H156V198H158L159 199V196L160 197H164L165 196V199L166 198H168V197H170V196H172L173 194H174V192H178V193H181V192H186V191H189V192H191V194H192V197H195V196H199V197H202V196H204V197H208V195L206 194V188L204 189V186H201V185H199V183H197L198 181L197 180H199V179H197V180H195V178H198L196 175H195V172H196V169H197V167H199L200 165H205V168H210V169H212V170H209L208 172H206V173H204L205 175H209V174H211V173H213L214 171H215V168L216 169H218L219 168V165H221V164H223V163H225L226 162V166H231V165H240V166H242L240 163H242L243 161H244V159L245 158H248V157H252V159H253V157L255 158V156L257 157L255 160H257L258 161V163L260 164L261 163V159L264 157V145H261L260 147H258V146H254L255 148H253V147H251L250 148V145H248L247 144V146L251 149V154L252 155H249L248 156V154H249V152H248V154H247V156L248 157H241V156H238V155H234V153H233V156H229V155H227V154H229V153H227V152H225L224 150H215V152L213 153V155H209V154H204V152L206 151V149H207V146L209 145V144H211L212 142H210L211 140L212 141H215V140H213V138L210 140V141H208V142H205V141H203L202 140V138L200 137L199 138V136L200 135H197V136H195V137H190L191 135L189 134V133H187V134H189L190 136H188V139L186 138V136H183V135H181V134H179V138H175V139H170L172 136H175L176 135V133H174L173 131H171V130H168V129H159V130H156V131H153V132H150V131H148ZM153 129V130H154ZM175 129V128H174ZM203 129H205V128H203ZM202 129V133H203V130ZM245 129V128H244ZM262 129V128H261ZM55 130H56V128H55ZM71 130H74V129H71ZM108 130V129H107ZM218 130H219V127H218ZM229 130H231L230 128H229ZM259 130H260V128H259ZM89 131H90V129H89ZM88 131V132H89ZM95 131V130H94ZM206 131V130H205ZM216 131V130H215ZM222 131V130H221ZM247 132V130H244V132ZM252 131V130H251ZM72 132V131H71ZM97 132H98V130H97ZM96 132V133H97ZM105 132H106V130H104V134H105ZM108 132H110V131H108ZM190 132V133H191ZM207 132V131H206ZM211 132H213V131H211ZM217 132V131H216ZM224 132V131H223ZM233 131H231V133H232ZM235 132H236V130H235ZM234 132V133H235ZM241 132L244 134V135H242V134H240V136L242 135L244 138L246 137V136H251V134L253 133V132H251V134L250 133H244L242 130H241ZM240 132V133H241ZM99 133H100V131H99ZM107 133V132H106ZM195 133H199V132H195ZM199 133V134H200ZM201 133V134H202ZM205 133V132H204ZM217 133H219V135H218V137H221V140H224V139H222L223 137V133L221 134V136H220V132L218 131ZM217 133H214L213 135L217 138V136H216V134ZM224 133H226V132H224ZM256 133H258V132H256ZM93 134H94V132H93ZM237 135H238V132L236 133ZM255 134V133H254ZM263 134H264V132H263ZM85 135H87V132H86V134ZM84 135V136H85ZM96 135V134H95ZM194 135H196V134H194ZM205 135H207L206 133H205ZM232 135H234V134H232ZM232 135H230V139L228 140V144H226V145H224L223 144V146L221 145L220 147H222V149L224 148V147H226V148H229L228 146H230V148H232V147H234V146H238V145H240L241 144V142L240 141H242L243 139H242V137H240L241 138V140L239 139V140H237L238 138L236 137V136H232ZM43 138H42V137ZM83 136V135H82ZM94 136V135H93ZM98 136V135H97ZM101 136V134H99V136H98V138ZM112 136V135H111ZM143 136V137H142ZM202 136V135H201ZM209 136H210V134H209ZM212 136V135H211ZM210 136V137H211ZM225 136V135H224ZM227 136V135H226ZM256 136V135H255ZM260 136H262V132H261V135ZM87 137H89V135L87 136ZM95 137V136H94ZM198 137V138H197ZM210 137H209V139H210ZM239 137V136H238ZM150 138H152V139H150ZM169 140H168V139ZM185 138L188 140V141H186L185 140ZM203 138H205V136L203 137ZM215 138V139H216ZM226 138H228V137H226ZM251 138L253 139V137L251 136ZM256 138H259V137H256ZM81 139V140H80ZM87 139V138H86ZM90 139H92V137L90 138ZM94 139V138H93ZM207 139V138H206ZM218 139H220V138H218ZM248 139H250V138H245V140H248ZM97 141H98V139H96ZM150 140H152V142L155 140V142L156 143H158L159 144V146H157V147H153V146H150L149 145V143H150ZM251 140V139H250ZM250 140H248V141H245V142H250ZM263 140H264V138H263ZM83 142H84V140H82ZM93 141V140H92ZM224 141H226V139L224 140ZM253 141V140H252ZM255 141H257V139H255ZM254 141V142H255ZM261 141H262V139H261ZM99 142V141H98ZM220 142V141H219ZM223 142V141H222ZM89 143V142H88ZM91 143V142H90ZM89 143V144H90ZM139 143H140V145H139ZM214 143V142H213ZM242 143H243V141H242ZM262 143V142H261ZM217 144V143H216ZM246 143H244V145H245ZM251 145H252V143H250ZM257 145H258V143H256ZM263 144V143H262ZM212 145V144H211ZM215 145V144H214ZM218 145V144H217ZM243 145V146H244ZM161 146H169L168 148H161ZM246 146V145H245ZM214 147V146H213ZM217 147V146H216ZM242 147V146H241ZM91 148H93V147H91ZM89 149V147L87 148V149H89V151L87 150L86 151V153L88 152V153H93V152H95V151H97L98 149H99V147H95L94 148V150L93 149ZM218 148V147H217ZM236 148V147H235ZM240 147L238 146V149H239ZM243 148H245V147H242V149ZM211 149V148H210ZM209 149V150H210ZM233 149V148H232ZM231 149V150H232ZM229 150V149H228ZM231 150H229L230 152H231ZM239 150H241V148L239 149ZM238 150V151H239ZM246 150H247V148H246ZM9 151L13 154V156H12V154L10 155L9 154ZM208 151V150H207ZM213 151V150H212ZM233 151H237V150H235V149H233ZM243 152H245L244 150H242ZM242 151H240V152H242ZM7 152V153H6ZM209 152V151H208ZM239 152V153H240ZM179 153H188V155H180ZM206 153V152H205ZM237 153V152H236ZM235 153V154H236ZM238 153V154H239ZM245 153H247V152H245ZM175 154H177L178 156H179V160L177 161L176 160V157H178V156H174ZM241 155L243 154V153H240ZM166 155H169V157H166ZM205 155H206V158H205ZM217 155V156H216ZM215 156V157H214ZM218 156H223V158H221L220 160H215V158L216 157H218ZM207 157H208V159H210L211 157V159L209 160V161H207ZM250 158H249V160H250ZM8 159V160H9ZM21 159V160H20ZM163 159H166V160H163ZM218 159H219V157H218ZM10 160V161H11ZM20 160V161H19ZM247 161H248V159H246ZM1 161H0V164H1ZM9 161V162H10ZM16 161V160H15ZM177 161V162H176ZM8 161L6 160V163H7ZM8 162V163H9ZM249 162V166H250V161H248ZM253 162H255V161H253ZM263 162V161H262ZM4 163V162H3ZM3 163H2V165H3ZM132 164L133 165H135V166H138L139 167V164H138V162H132ZM248 164V163H247ZM246 164V165H247ZM257 164V163H256ZM38 165V166H39ZM245 164L243 163V166H244ZM253 165V164H252ZM252 165L250 166L251 168H252ZM223 166V165H222ZM225 166V165H224ZM254 166V165H253ZM258 166V165H257ZM4 167H7V166H3V168ZM204 167V166H203ZM215 167V168H214ZM246 167H248V166H246ZM3 168H1L2 169V171L4 172H7V176L8 177H11V176H14V175H16L15 173H14V175H10L9 176V168H10V166H8V170H7V168H6V170H5V168H4V170H3ZM14 168V167H13ZM13 168H10V170H12V173L11 174H13V171L15 172V170H13ZM196 168V169H195ZM223 168V167H222ZM226 168V167H225ZM224 168V169H225ZM242 168V167H241ZM244 168V167H243ZM250 168V170L252 171V169ZM253 168H255V166L253 167ZM261 168V167H260ZM259 168V169H260ZM56 170L58 171V172H56ZM199 170V169H198ZM261 170V169H260ZM41 171V172H42ZM218 172V171H217ZM256 172L257 171H255V174H256ZM27 173L29 174V172H26L25 173V175H27ZM248 173H249V171H248ZM260 173V172H259ZM259 173H257V174H259ZM263 173V172H262ZM262 173H261V181H262ZM0 174H1V172H0ZM41 174V175H40ZM199 174V173H198ZM203 174V175H204ZM215 174V173H214ZM217 174V173H216ZM219 174V173H218ZM247 174V173H246ZM254 174V173H253ZM254 174V175H255ZM2 176H5L4 177V179L6 178H8L7 176H6V174H1V177ZM16 176H18V175H16ZM27 176H29V175H27ZM27 176H25L26 178H28ZM201 176V175H200ZM210 176V175H209ZM217 176V175H216ZM244 176H245V174H244ZM248 176V175H247ZM256 176V175H255ZM259 176H260V174H259ZM0 177V178H1ZM24 177V174H22V178ZM33 177V178H34ZM212 178L214 177L213 176V174H212V176H211ZM210 177V178H211ZM218 177H220V175L219 176H217L216 177V179H214L215 180V182H213V183H217V179H219ZM257 177L258 176H256V177H254V178H256L257 179ZM26 178H23V179H26ZM215 178V177H214ZM2 180H4L3 179V177L1 178ZM10 179V178H9ZM14 179H16V177H13V181H12V183L13 182H15V180ZM30 179V178H29ZM259 179H260V177H259ZM11 180H12V177H11V179H10V181H8V179H7V181L8 182H11ZM192 181V182H189V181ZM208 180V179H207ZM217 180V181H216ZM255 180V179H254ZM6 181V180H5ZM197 181V182H196ZM200 181V180H199ZM209 181V180H208ZM210 181H213V180H210ZM139 183V182H138ZM210 183V185H211V182H209ZM208 183V184H209ZM261 183V182H260ZM50 184V183H49ZM137 184V183H136ZM263 185V184H262ZM51 186V185H50ZM51 186V187H52ZM260 186H261V184H260ZM50 188V187H49ZM262 188V187H261ZM259 189V188H258ZM258 189H256V190H258ZM210 190V189H209ZM262 190H264V188H262ZM259 192H260V190H258ZM264 193V192H263ZM254 194H255V192H254ZM258 194V193H257ZM256 194V195H257ZM175 195H177L181 200H185V199H187V195L186 194H177V193H175ZM259 195L261 196L262 195V193L260 194L259 193ZM252 196V195H251ZM253 196H255V195H253ZM252 196V197H253ZM251 197V198H252ZM260 198V197H259ZM249 200V199H248ZM256 200H258V199H256ZM156 201V200H155ZM157 201H159V200H157ZM160 201H162V199H160ZM247 201V200H246ZM248 202V201H247ZM247 202L245 203V204H247ZM256 202V201H255ZM239 203H241V202H239ZM259 203H260V201H259ZM179 204H181V205H179ZM224 204L225 203H221V204H219V206L220 205H223L222 207V210L223 209H225V207H226V204H225V207H224ZM235 204V203H234ZM168 205V204H167ZM178 205L182 208L183 207V203L182 202H180V203H178ZM184 205H186V204H184ZM190 205V204H189ZM244 205V204H243ZM248 205H250L251 206V204L249 203ZM247 205V206H248ZM166 206V205H165ZM174 206V205H173ZM177 206V204H175V206L174 207H176ZM187 206V205H186ZM191 206H192V203H191ZM218 206V207H219ZM228 206V205H227ZM231 205H229L228 207H230ZM232 206H234V205H232ZM236 206V208H238L239 206H241L242 207V211L244 210L243 208H247V206L245 207V206H242V205H240L239 204V206L236 204L235 205ZM235 206H234V208H235ZM238 206V207H237ZM256 206V205H255ZM254 206V207H255ZM217 207V208H218ZM228 207H227V209H228ZM254 207H253V209H254ZM167 208V207H166ZM179 208V207H178ZM188 208H191V207H188ZM216 208V209H217ZM231 208V207H230ZM249 209H252V207L251 208H249ZM251 210V214H252V211H254V210ZM257 209V208H256ZM163 210V209H162ZM169 210V209H168ZM166 211V213L167 212H169L170 211V213H169V215L170 214H172V211H171V209L169 210V211ZM173 210V209H172ZM188 210V209H187ZM240 210H241V208H240ZM240 210H237V209H235V213L233 212H231L232 213V215L233 214H236L237 213V211H239L238 213H240L241 211ZM247 210V209H246ZM258 210H259V208H258ZM161 211V210H160ZM174 211V210H173ZM189 211H191L190 209H189ZM219 211H220V209H219ZM230 211H232V209L231 210H229V211H227L226 213H227V215L229 214V212ZM247 211H249V213H250V210H247ZM163 212V215H166L165 214V211H162ZM162 212H160V214L162 213ZM187 211H185V213H186ZM218 212V211H217ZM216 211H215V213H217ZM220 212H222V211H220ZM219 212V213H220ZM255 212V211H254ZM257 212V214H255ZM254 214L255 215H251V219H250V221L249 222H253V219H257V216H259V214H261L262 216H261V218H260V216L258 217V219L260 218L261 220V222L262 223H264V220L262 219V218H264V215L262 214V212L260 213L259 211H256ZM174 213V212H173ZM185 213H183V215H185ZM190 213V212H189ZM245 213H247L248 214V212H246L245 210H244V212H242V213H240V214H237V215H241V214H243L242 216H237V215H235L236 217H238V218H244L246 215H245ZM259 213V214H258ZM264 213V212H263ZM222 214H224V213H222ZM186 215H188V213L186 214ZM185 215V216H186ZM224 215H226V214H224ZM229 216V215H228ZM252 216H255V217H253L252 218ZM236 217L234 218V220L233 221H235V219H236ZM247 217V216H246ZM165 218V217H164ZM231 218H233V217H231ZM245 220H246V218H244ZM248 219V220H249ZM255 219V221L254 222H256L257 220ZM164 221H165V219H163ZM166 220H167V222H168V215H166ZM240 220V221H239ZM245 220L243 221V220H241V219H236V222H235V224H234V226H236L237 227V225L236 224H238V223H240L241 221L243 222H241L239 225H240V229H241V227H243L244 226V228L246 229V227H248V226H246L245 227ZM169 221H170V219H169ZM233 221H231L232 223H233ZM166 222V221H165ZM229 222V223H228ZM228 222H226V223H228V224H226L225 226H227L228 225V228L230 227V229L232 230V223L230 222V221H228ZM247 222V221H246ZM250 223V225H251V227H254L253 226V223ZM171 224H173V223H171ZM231 224V225H230ZM261 223H259V225H260ZM159 225H160V222H159ZM161 225H163V224H161ZM209 225V224H208ZM241 225H243V226H241ZM254 225H256V226H258L257 224H254ZM233 226V227H234ZM261 226H264V224H261L260 226H258L257 228H259V230L261 231V229L263 230V228L261 227ZM168 228H169V226H167ZM166 226L164 227H162L160 230L161 231H163L162 229H164V228H166V229H168ZM172 227H174V226H172ZM203 227V226H202ZM223 227V226H222ZM260 227H261V229H260ZM204 228H206V227H204ZM209 230H211V228H212V226L210 227H207ZM225 228V227H224ZM235 228V227H234ZM233 228V229H234ZM238 228V227H237ZM238 228V232H239V229ZM243 228V229H244ZM170 229H171V227H170ZM169 229V230H170ZM199 229V228H198ZM229 229V230H230ZM243 229L242 230H240V231H243ZM245 229H244V233H245ZM248 229H250V226H249V228ZM252 229V228H251ZM255 229V227L252 229L253 230V232L256 230H254ZM165 230V229H164ZM222 230H223V228H222ZM228 229L226 228V231H227ZM251 230V231H252ZM258 229L256 230V231H258V233L257 234H259L260 233V231H259ZM168 231V230H167ZM172 231V230H171ZM205 231V230H204ZM203 231V232H204ZM213 231V229L211 230V232ZM225 231V229H224V231H223V234H224V232H226ZM235 231H237V229L235 228ZM251 231L250 232H248L249 234H251V238H246V237H250L249 235L247 236V234H245L246 235V239L248 240V239H250V241L251 240H255V236L254 237H252L253 235H254V233L252 232L251 233ZM264 231V230H263ZM168 232H170V231H168ZM167 232V233H168ZM203 232H201L200 231V233H202V234H204ZM247 232V231H246ZM162 233V232H161ZM208 232H206L205 234H207ZM227 233H228V231H227ZM244 233H242V234H244ZM169 234V233H168ZM201 234V235H202ZM204 234V235H205ZM209 235H211L210 233H208ZM230 234H234V233H230ZM229 234V235H230ZM239 234H241V233H239ZM253 234V235H252ZM261 234H264V232L262 233L261 232ZM164 235H165V233H164ZM232 235H230V238H231V240H232ZM244 235V236H245ZM228 236V234H225L224 236L222 235V237L224 238H222V239H217L218 241L220 240H223L224 241V243H225V245L223 244V246H225V248H229L228 249V251L230 250V248H232V246H231V242L230 243H228L229 241H231V240H229V241H226V239L227 238H225V237H227ZM233 236H236L235 234L233 235ZM260 236H263V238H264V235H260L259 234V237ZM206 237V236H205ZM211 237V236H210ZM209 237V238H210ZM230 238H228V239H230ZM240 239L239 241H241V238L240 237H236V239L235 240H237L238 241V239ZM260 238H262V237H260ZM259 238V239H260ZM213 239H215L216 240V238L215 237H211L209 240H213ZM257 239V238H256ZM223 241L221 242V244L223 243ZM236 241V242H237ZM238 241V242H239ZM243 241H244V243H246V244H243ZM258 241H260V240H258ZM264 240H262L261 242H263ZM184 242V241H183ZM228 244H227V243ZM261 242H259L262 246H263V243H261ZM210 243V248H208L209 246H208V244ZM213 243V242H212ZM220 243V242H219ZM248 242H246L245 240H242V244L245 246V247H248L249 245L247 244ZM253 243V242H252ZM251 243V245L249 246V247H251V249L250 250H254V248H257V247H260V246H258L259 245V243H257V246L255 247L254 246V244L255 243H253L252 244ZM184 244V243H183ZM187 244V243H186ZM206 245H204L203 247H202V249L201 250H206V253H204V255H201V254H203L202 253V251L199 249V251L198 252H200V256H207V254H209L207 257H206V261H208V262H206V264H208V263H210L209 262V260L210 261H212V259H214V256L217 254V255H219V257L220 256H222V258H225V259H223V260H227L226 258H228V256H230L229 254H228V252H227V250L226 249H224V250H226V252H227V254H228V256H227V254L225 255V257H223L224 256V250L222 249V247L223 246H221V247H219V248H221V249H219V248H217L216 247V245H215V243H213L214 244V246H212L211 245V242H207V243H205ZM240 243H238V244H236L237 245V248H234V246H233V248L231 249V250H233L234 249V252H231V250L229 251V252H231L232 253V255L234 254V253H236V256L235 255H233V259L234 260H232V261H230V263H228V264H232V263H235L236 261H235V259H237L238 258V256H237V254H241V253H247L248 251H246L245 250V247H243L242 246V244H240L241 246L239 247L238 245H239ZM218 245V244H217ZM227 245H229V247H226ZM247 245V246H246ZM208 246V247H207ZM212 246V247H211ZM231 246V247H230ZM207 247L208 249H211L212 250V248H214L212 251H217L213 256L211 255L213 252L212 251H210V250H208V249H205V248ZM218 249V250H216V248ZM236 247V246H235ZM224 248V247H223ZM258 249H260V248H257V250ZM261 249H264V247L262 248L261 247ZM204 250H203V252H204ZM219 250H220V253H219ZM221 250H223L222 252H221ZM246 252H245V251ZM210 251V253H208V252ZM263 251V250H262ZM261 251V252H262ZM252 252V251H251ZM259 252V251H258ZM256 253V255L257 254H259V253H261V252H259V253ZM219 253V254H218ZM223 254V255H220V254ZM261 254H264L263 252L261 253ZM261 254H259V255H257L256 257L258 258V256H260ZM210 255H211V257H212V259H208L209 257H210ZM216 255V257H215V259L218 257ZM244 255V254H243ZM243 255H241V256H243ZM246 255V254H245ZM245 255H244V257H242V258H245ZM247 255H249V256H252V253H251V255L248 253ZM246 255V257L248 258L249 256H247ZM262 256V255H261ZM217 258L215 261L217 262V263H215V264H219V263H221V262H223V260H221V261H219L220 259H222V258ZM236 257V258H235ZM255 257V259H257ZM263 257V256H262ZM261 257V258H262ZM205 257H203L202 258V261H204L205 262V259H204ZM246 258V259H247ZM219 259V260H218ZM228 259H232L231 258V256H230V258H228ZM248 259H250V258H248ZM248 259H247V261H248ZM260 259V258H259ZM258 259V260H259ZM263 259V258H262ZM213 260V261H214ZM218 260V261H217ZM242 260V259H241ZM14 261V260H13ZM214 261V262H215ZM243 261V260H242ZM246 260H245V264H246V262H247ZM255 261H257V260H255ZM254 261V262H255ZM204 262H199V264H205ZM225 262V261H224ZM222 263V264H225V263ZM232 262V263H231ZM239 262V264H243V262L242 263H240L241 261L240 260H238L237 259V263ZM248 263V262H247ZM104 264V263H103ZM109 264V263H108ZM211 264V263H210ZM214 264V263H213ZM256 264V263H255Z\"/></svg>",
    "mask_w": 264,
    "mask_h": 264
}]
</instances>
